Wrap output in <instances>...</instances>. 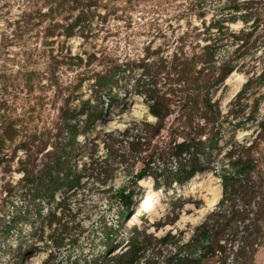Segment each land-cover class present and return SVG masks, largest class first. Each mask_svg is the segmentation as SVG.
Wrapping results in <instances>:
<instances>
[{
  "label": "rangeland",
  "instance_id": "rangeland-1",
  "mask_svg": "<svg viewBox=\"0 0 264 264\" xmlns=\"http://www.w3.org/2000/svg\"><path fill=\"white\" fill-rule=\"evenodd\" d=\"M0 264H264V0H0Z\"/></svg>",
  "mask_w": 264,
  "mask_h": 264
},
{
  "label": "bare ground",
  "instance_id": "bare-ground-1",
  "mask_svg": "<svg viewBox=\"0 0 264 264\" xmlns=\"http://www.w3.org/2000/svg\"><path fill=\"white\" fill-rule=\"evenodd\" d=\"M237 79H240V77L238 76ZM132 102L134 104L133 107H135V109L132 110L134 117H139L141 116L143 112H146L144 108V104L140 98L134 97ZM108 125L110 127L121 126L115 121L108 122ZM140 183L144 184V181L140 180ZM190 184H191V188L193 192L197 190L198 194L200 195V198H202L204 202L203 206L199 210L196 211V215L191 218L192 222H196L201 217H203V215L208 210L212 208V206L217 202V200L219 199L221 195H220L218 180L214 178L206 177V178H203L202 180L200 179V181L192 180ZM135 214H137L136 209L134 211V215L128 220H126L125 228H129L131 226V223H132L131 220L135 218Z\"/></svg>",
  "mask_w": 264,
  "mask_h": 264
},
{
  "label": "trees",
  "instance_id": "trees-1",
  "mask_svg": "<svg viewBox=\"0 0 264 264\" xmlns=\"http://www.w3.org/2000/svg\"><path fill=\"white\" fill-rule=\"evenodd\" d=\"M154 114H156V113H154ZM178 147H180V145ZM144 174H145V169L144 168L140 169L139 172L137 173V178L138 179L141 178V176L144 175ZM222 179H223V183H225V181L227 179V177H226L225 174L223 175ZM223 191H226V186L223 188ZM130 195H131V191H128L127 193H125V188H121V189H118L117 191H115L114 197L115 198H120L122 201H124V203H125L124 205L125 206H128L129 202L127 203V200L130 197ZM224 195H225V193H224ZM128 219H129L128 212H125V213L123 212L121 214L120 220L116 222L117 228H121L123 226L124 221L126 222V220H128ZM202 225H204V228H207V226H208L207 220H205V222ZM111 237H112L111 234L108 235L107 238H106V240L108 242H110ZM193 242L194 241H188L185 245H182L181 248L190 247V245ZM181 248H179V249H181Z\"/></svg>",
  "mask_w": 264,
  "mask_h": 264
}]
</instances>
